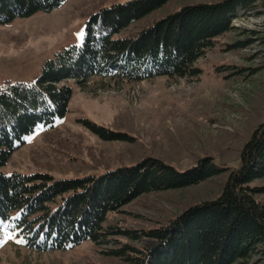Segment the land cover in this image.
<instances>
[{"label":"trees","instance_id":"16d2710c","mask_svg":"<svg viewBox=\"0 0 264 264\" xmlns=\"http://www.w3.org/2000/svg\"><path fill=\"white\" fill-rule=\"evenodd\" d=\"M65 1L0 0V24L50 12ZM170 1L131 0L95 11L85 24L81 46L55 53L34 84L0 89V231L1 223L10 224L20 229L29 248L40 251L65 250L90 239L99 244L112 234L103 228L108 213L119 212L143 194L198 185L222 172L210 157L184 172L147 158L99 177L74 180L2 170L16 143H23L39 125L50 126L67 114L73 95L68 82L82 84L93 76L128 82L196 77L200 71L195 63L234 29L238 12L264 7V0L187 5L134 39L116 38ZM94 129L108 140L122 137ZM263 177L264 122L243 148L240 167L230 173L218 199L190 207L165 227L118 230L149 244L141 249L124 245L106 254L128 253L126 260L133 264H263L264 203L256 196L264 195V187L250 186Z\"/></svg>","mask_w":264,"mask_h":264},{"label":"rangeland","instance_id":"374dc122","mask_svg":"<svg viewBox=\"0 0 264 264\" xmlns=\"http://www.w3.org/2000/svg\"><path fill=\"white\" fill-rule=\"evenodd\" d=\"M127 1L66 0L50 12L0 24V89L34 84L55 53L82 45L85 24L95 11ZM219 1L172 0L116 38L134 39L183 6ZM233 26L195 63L196 77L128 82L93 76L82 84L68 82L73 95L67 114L16 143L2 169L74 180L147 158L184 172L210 157L222 172L198 185L143 194L108 213L103 228L112 234L99 244L90 239L65 250H34L20 229L1 223L0 264H133L126 260L128 253L117 257L106 252L124 245L141 249L149 242L115 232L165 227L190 207L221 196L230 173L240 167L243 148L264 122V7L239 11ZM240 42L250 43L232 48ZM94 128L122 137L108 140ZM250 186L264 187V177ZM256 200L264 203V195Z\"/></svg>","mask_w":264,"mask_h":264}]
</instances>
